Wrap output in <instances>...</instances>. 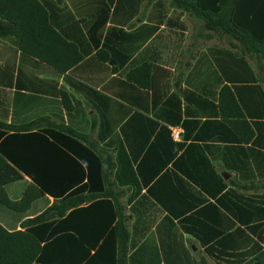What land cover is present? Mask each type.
<instances>
[{
	"label": "crops",
	"instance_id": "1",
	"mask_svg": "<svg viewBox=\"0 0 264 264\" xmlns=\"http://www.w3.org/2000/svg\"><path fill=\"white\" fill-rule=\"evenodd\" d=\"M43 1L84 59L60 73L0 26V128L83 137L125 217L123 264H264V62L170 0ZM144 64L148 89L127 80ZM22 181L6 186L12 201ZM0 224L21 230L22 220L0 206Z\"/></svg>",
	"mask_w": 264,
	"mask_h": 264
},
{
	"label": "trees",
	"instance_id": "2",
	"mask_svg": "<svg viewBox=\"0 0 264 264\" xmlns=\"http://www.w3.org/2000/svg\"><path fill=\"white\" fill-rule=\"evenodd\" d=\"M170 4L264 62V0H170ZM0 26L16 38L22 53L60 73L84 59L79 47L55 28L51 6L43 0H0ZM97 57L110 61L105 50ZM127 80L148 89L151 65L132 70ZM61 94L70 110V97ZM221 96L227 97L228 106L240 110L229 87L222 89ZM59 129L0 128V206L22 220L21 230L9 231L0 224V264H123L125 217L109 200L99 157L81 141L83 137ZM25 177L31 183L20 200L12 201L6 186ZM85 195L90 204L80 207ZM53 212L56 215L49 217ZM256 262L258 258L248 264Z\"/></svg>",
	"mask_w": 264,
	"mask_h": 264
},
{
	"label": "rangeland",
	"instance_id": "3",
	"mask_svg": "<svg viewBox=\"0 0 264 264\" xmlns=\"http://www.w3.org/2000/svg\"><path fill=\"white\" fill-rule=\"evenodd\" d=\"M166 8H170L169 5H167ZM190 20H192L193 24L196 25V26H199V24H202V22H200L197 19H190ZM214 36H215V38H217V40H219L218 37H217V33ZM217 40H215L216 42L214 41V43H218L220 41V40L219 41H217ZM21 184H24V181H21L19 183H16L15 185L21 186ZM15 185H13V186H15ZM41 204H43V202H41L39 205H41ZM53 213H54V215H53ZM53 213L52 214H49L48 216L49 217H54L56 215V213L55 212H53Z\"/></svg>",
	"mask_w": 264,
	"mask_h": 264
},
{
	"label": "built area",
	"instance_id": "4",
	"mask_svg": "<svg viewBox=\"0 0 264 264\" xmlns=\"http://www.w3.org/2000/svg\"><path fill=\"white\" fill-rule=\"evenodd\" d=\"M173 136L174 138L178 139L180 137V132L178 130H174Z\"/></svg>",
	"mask_w": 264,
	"mask_h": 264
},
{
	"label": "water",
	"instance_id": "5",
	"mask_svg": "<svg viewBox=\"0 0 264 264\" xmlns=\"http://www.w3.org/2000/svg\"><path fill=\"white\" fill-rule=\"evenodd\" d=\"M53 215H54V213H53Z\"/></svg>",
	"mask_w": 264,
	"mask_h": 264
}]
</instances>
